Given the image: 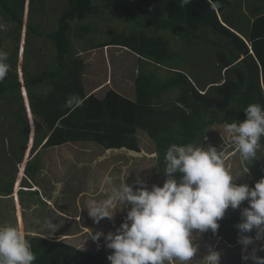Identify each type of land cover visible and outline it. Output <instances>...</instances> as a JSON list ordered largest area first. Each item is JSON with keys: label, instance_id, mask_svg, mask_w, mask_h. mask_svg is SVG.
Here are the masks:
<instances>
[{"label": "trees", "instance_id": "16d2710c", "mask_svg": "<svg viewBox=\"0 0 264 264\" xmlns=\"http://www.w3.org/2000/svg\"><path fill=\"white\" fill-rule=\"evenodd\" d=\"M65 1L67 5L61 9L57 29L42 33L41 19L50 0H0V17L8 24L16 42L25 27V41L37 35L54 44L55 66L49 65L50 68L36 73L24 67L23 83L16 71L18 45H15L8 61L11 69L0 82V99L7 102L11 101L13 92H17L14 98L21 100V87L27 88L35 121H42L46 128L41 136L47 137L45 147L83 141L105 149L137 150L136 135L141 131L153 141L158 154V173L164 181L165 153L170 145H202L210 126L242 121L249 104L264 105V12H259L250 28L242 33L231 26L225 16L231 0H213L219 4L218 8H213L209 0H190L189 3L184 0ZM25 8L26 23L23 20ZM103 13L111 14L124 23V27L119 31L109 29L106 40L97 41L84 50L118 46L135 55L137 73L129 75L134 86L132 98L114 87L107 89L101 98L84 92L85 60L72 50L70 35L75 31L76 39H85L93 34L95 27L82 22ZM172 42H180L185 48L175 49ZM204 43L213 48V58H209L207 66L209 73L203 75L199 69L186 71L189 62L185 59L186 48L199 49ZM193 61L196 63V59ZM160 68L169 72L165 78L158 76ZM42 87L45 90L37 92V88ZM172 91H176L177 96L165 104L163 97ZM9 92V96H1ZM72 94L83 99L81 107L66 106ZM9 110L11 115L17 113L12 131L18 129L27 136V119L11 106ZM261 144L264 147V138ZM34 162L30 165L28 161L25 166L26 175L31 178L36 176L39 167L38 162ZM253 172L256 181L264 177L259 165L254 166ZM12 178L0 191L11 193ZM30 192L37 193L36 190ZM245 203L248 206L247 201ZM17 212L20 213L19 203ZM240 213L238 208L226 210L218 221L217 233L211 232L210 236L235 245L238 240L235 225L241 221ZM246 235L255 237V230ZM27 238L36 255L33 264H110L101 253L82 251L61 240Z\"/></svg>", "mask_w": 264, "mask_h": 264}, {"label": "rangeland", "instance_id": "374dc122", "mask_svg": "<svg viewBox=\"0 0 264 264\" xmlns=\"http://www.w3.org/2000/svg\"><path fill=\"white\" fill-rule=\"evenodd\" d=\"M66 5L65 0H50L46 13L41 19V22H43L40 27L42 33L57 29L61 9ZM26 8L23 19L25 23L28 22ZM250 8L262 11L264 0H231V6L225 12L229 24L237 30L245 31L250 20V16L247 14ZM107 15L103 13L84 20L83 24L93 25L95 30L93 34L87 35L85 39H76L75 31L73 34L71 33L72 50L75 53L78 52L79 55L82 54L81 57L91 58L89 68H87L88 71L86 70L89 74L88 80L86 78V82H89L86 85L87 87L100 85L101 83L98 82L106 78L103 82L106 87L101 88L100 92L98 91V95L102 96L103 94L100 93L108 89L112 77L114 78L111 83L113 86L123 94L128 95L131 93L128 97H133L134 86L129 75L134 76L137 73L135 55L123 48H107L108 46L84 50L97 41L106 40L109 29L119 31L124 27V23L116 20L111 14ZM118 18L120 19V17ZM0 25H3V29L0 30V48L9 53V59H11L15 45H18L16 71L22 83L24 82V67L30 70L29 72L36 73L43 68H50L49 65L55 66L57 62L56 51L51 40L46 37L32 35L28 41H25V27H23L20 40L16 42L8 24L1 17ZM77 25L78 22H76ZM77 31L80 32L78 29ZM172 46L175 49L185 48L180 42H172ZM198 47L199 49L192 46L186 48L185 59L189 62L185 66V70L190 72L199 69L205 75L210 70L207 66L210 59L213 58V48L208 46L207 43ZM104 58L107 60H104ZM194 59H196V63H194ZM105 65L112 67V70L108 67L105 70ZM148 68L152 69L150 66ZM117 69L121 72H118ZM157 74L160 78H165L169 72L160 68L157 69ZM118 77L121 78L118 80ZM43 90H45V87L37 88V92ZM13 93L16 94L17 92ZM14 94L11 96L10 102L0 99V190L8 186L9 180L13 177V184L19 182L23 185H29L31 183V189L36 190L33 187V184H35L38 191L35 193L22 189L18 190L21 187L15 186V184L12 193L7 194L0 191L2 192L0 193V225L12 224L25 231L28 237L61 240L82 251L93 254L101 253L108 256L111 254V250L104 247L103 237L98 242V248L97 243L88 237L90 231L92 230L93 233L102 231L105 234L110 231L114 232L124 221L130 205L116 210L112 220L105 218L97 224L87 214L88 202L93 199L102 200L105 198L107 187L104 185L105 175L112 177L116 186L122 184L124 179L125 183L133 186L134 189L140 186L136 183L137 180L143 181L149 190L154 184L162 186L164 181L158 173L157 154L154 152L153 141L144 132L137 131L136 136L140 149L143 150L139 155H127L124 152H115L114 150L108 156V159L101 160L96 155L102 153L103 150H99V148H95L87 142H76L70 144L66 149L62 148L57 154L47 153V156L41 155L39 157L41 170L39 169L37 175L30 178L31 181L28 182V178L20 174L21 167L19 165L17 174L14 175L15 161L20 159L25 141H23L21 131L18 129L12 131L11 129L16 122L17 113L11 115L9 107L11 106L15 112H19L27 119L28 135H39L41 128L38 125L36 126L34 115L31 113L27 88L21 87L22 99L19 101L14 98ZM5 95L9 96L10 92L3 93L1 96L4 97ZM176 96L177 92L172 91L167 93L162 100L167 104L174 100ZM224 126V124L210 126L204 134L202 145L204 147L212 145L218 151L222 150L226 164L231 167L232 175L238 177L236 183H246L249 187H254L255 182H257L255 172H253L254 166L259 165L264 171V147L262 145V148L257 152L256 159L252 162H244L236 152L231 137L224 131ZM73 150L77 154H74ZM57 156H59V161L56 159ZM34 161H30V165H33ZM102 176H104L103 179H101ZM85 180L90 181V185L85 183ZM60 183L63 187L59 190V195H55L56 185ZM17 202L19 203L20 213L17 212ZM124 206L122 204L118 205V207ZM244 207H247V205L242 202L241 209L239 207L238 211L241 212ZM49 220H52L57 228L50 237L47 230ZM210 235L212 234L209 230L198 236L196 243L199 245V250L190 264H203L201 259L207 254L209 246L222 253L220 264H254L252 260H242V246L238 242L235 245H230L222 238H213ZM261 245H264V239L255 240L252 245H249V251L255 248L257 250L255 254L264 257V251L259 250Z\"/></svg>", "mask_w": 264, "mask_h": 264}, {"label": "clouds", "instance_id": "9594fccd", "mask_svg": "<svg viewBox=\"0 0 264 264\" xmlns=\"http://www.w3.org/2000/svg\"><path fill=\"white\" fill-rule=\"evenodd\" d=\"M209 3L213 8L219 7L213 0ZM8 59L9 53L0 48V82L10 70ZM83 103L81 97L72 94L66 106L81 107ZM244 112V120L226 123L224 131L242 160L252 162L262 148L264 105L249 104ZM163 175L162 186L154 184L150 190L140 180L136 181L140 186L134 189L125 179L116 186L113 178L106 176L105 198L88 202L87 214L97 224L105 218L112 220L116 210L130 205L114 232L91 230L88 236L98 248L103 237L104 247L111 250L107 256L110 264H190L199 250L198 236L209 230L215 235L226 210H235L245 201L248 206L241 210V221L235 225L237 242L242 246L241 258L264 264V257L257 256L255 248L249 251L255 240L264 239V177L254 187L237 184L238 177L232 175L223 151L200 143L170 145L165 153ZM62 187V183L56 185L55 195ZM121 204L125 206L118 207ZM47 230L49 237L57 230L52 220L48 221ZM253 230L255 237L246 235ZM259 250L264 251V245ZM221 255L209 246L201 260L203 264H220ZM35 260L25 231L12 224L0 225V264H33Z\"/></svg>", "mask_w": 264, "mask_h": 264}, {"label": "crops", "instance_id": "0c3cea01", "mask_svg": "<svg viewBox=\"0 0 264 264\" xmlns=\"http://www.w3.org/2000/svg\"><path fill=\"white\" fill-rule=\"evenodd\" d=\"M259 12L260 13L261 12H264V9L262 11H260V10H256V8L255 9H251L250 8L249 13H247L250 16V20H249V23H248V29L251 26V23L253 21V18L255 16H257L258 14H260ZM246 30L243 31V32L241 31V32L244 33V32H246ZM115 47H118V46H108L107 48H115ZM118 48H121V47H118ZM123 49H125V48H123ZM83 59L85 60V67H86V69L84 71V74H83V77H82L84 92L86 93V95H89L90 93H94L97 97L101 98L103 95L101 96V95H98V94H99V92H100L99 90L101 88L106 87V84L103 83L106 78L104 80L102 79L101 81L98 82V83H101L100 85L96 84L95 86H92L91 85L90 87H87L86 85L89 84V82H86V78L88 80V77H89V74L87 73V71H88L87 68H89V60H91V58H89V59L87 58L86 59V58L83 57ZM104 60H107V59L104 58ZM107 67L112 70V67H110L109 65H105L104 69L106 70ZM117 70H118V72H121V70H119V69H117ZM113 76L115 77L114 74H113ZM120 78L121 77H118L117 79L119 80ZM110 79H111V81H110V86L108 87V89L110 87H114L115 89H117L115 86H113L111 84L113 82V79L114 78L111 77ZM114 84H115V82H114ZM105 92L100 93V94H104ZM132 94H134V93H132ZM128 95H131V93L128 94ZM130 98H132V97H130ZM34 118H35V116H34ZM35 123H36V121H35ZM37 125H38V127L41 128V133L39 135H27V136L26 135H23V141H25V142H24L23 147H22V152L20 153V159L15 161V168H14V172L15 173H14V175L16 176L17 169L20 166L21 167L20 168V174L25 175V178L26 177L28 178V182L31 181V179H30L31 177L29 176V174L27 176L26 175V171H25V166H26V164H27L28 161L37 160V162L39 164V167H38V169L36 170V173H35V175H37L38 171L41 170L40 169V161H39L40 160L39 157L41 155H43V156L46 155L47 156V153L57 154L62 148L66 149V148H68V146L70 144H73V143H76V142L86 143V142H83V141H76V142H67V143H64V144H61V145H55V146L45 147L44 146V143L46 142L47 137L45 136L44 138H41V136L46 131V128H45V126H44V124H43L42 121H40L39 123H36V126ZM48 134H50V133H48ZM137 142H138V139H137ZM87 143L92 144L93 146H95V148H99V150H103L102 153H99V154L96 155V157H99V160H101V159H108V156L110 154H112L114 152V150H115V152H124L127 155H133V154L139 155L140 152L143 151L142 149H140L141 147L139 145V142L137 143V146H138V149L137 150H135V149H128V148H125V147H121V148H107V149H105L102 146H100L99 144L97 145V144H94V143H91V142H87ZM33 147L35 148L34 151H33ZM73 153L74 154H77L75 150H73ZM56 159L59 161V156H57ZM103 177L104 176H102L101 179H103ZM105 177H106V175H105ZM85 181H84L85 183H88V185H90V181H87V180H85ZM14 184L12 186L11 193L13 192ZM30 184L29 185H23V184H21V183L18 182V183L15 184V186H20L21 187L18 190H20V189L25 190V191H33V190H35V189H31L32 186H30ZM100 186L102 187V185H100ZM33 187L36 188V191H38V189H37L38 187L35 184H33ZM84 187H85V184H84ZM23 188H28V189H23ZM17 201H18V199H17Z\"/></svg>", "mask_w": 264, "mask_h": 264}]
</instances>
